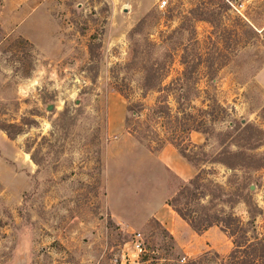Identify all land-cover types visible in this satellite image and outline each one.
I'll return each mask as SVG.
<instances>
[{
  "label": "rangeland",
  "instance_id": "374dc122",
  "mask_svg": "<svg viewBox=\"0 0 264 264\" xmlns=\"http://www.w3.org/2000/svg\"><path fill=\"white\" fill-rule=\"evenodd\" d=\"M186 68L189 103L144 89ZM0 126V264H229L231 233L168 204L183 182L163 154L187 148L213 210L264 236V0H0ZM223 149L235 168L201 155Z\"/></svg>",
  "mask_w": 264,
  "mask_h": 264
},
{
  "label": "trees",
  "instance_id": "16d2710c",
  "mask_svg": "<svg viewBox=\"0 0 264 264\" xmlns=\"http://www.w3.org/2000/svg\"><path fill=\"white\" fill-rule=\"evenodd\" d=\"M139 25L140 24H138V26ZM137 27L134 29V32L137 31ZM194 74H196L195 70L186 68L179 77L173 79L169 84H164V80L168 78L169 72L163 71L162 69H146L144 73V89L148 91L157 89L162 94L164 92L177 90V92H179L177 102L183 105L191 101L190 93L192 90L190 85L185 84V80L192 78ZM154 80H158L159 84H152ZM211 81L215 83V78H212ZM216 105L220 109H223L218 103ZM141 106L142 105H140V107ZM129 110L132 116L135 117H138L142 111L136 108H129ZM153 111L160 118H164L165 116L171 117L173 111L170 106V95H162L156 102ZM186 115H189L191 119L193 118V116L188 113H186ZM211 116L213 122L220 119V117L216 115V112L212 113ZM0 128L6 130L3 126H0ZM201 129V125L187 123L182 131L184 133H191L192 131H200ZM8 136L14 139L13 135L9 132ZM170 143L178 148L180 154L195 169L197 168V164L195 163L196 160L194 161V157H191L189 152H187V148L182 147V144L179 143L171 141ZM201 155L206 157L207 160L210 159L212 163H220L228 168H235L237 165L236 161H232L237 154L230 149H223L214 157L204 151ZM204 180L203 174L200 171L189 181H181L183 182L181 188L177 191L175 196L169 200L168 204L197 232L215 225H221L223 229L231 233V236L235 237V249L232 252L229 264H264V236H256L253 241H250L248 236L244 235L245 228L242 220L233 213L222 215L218 211H214V207H212L211 204L214 203L217 198H220V195L214 193L215 191L212 189L213 183L211 181L205 182ZM207 198H209V200L206 205L203 203V200Z\"/></svg>",
  "mask_w": 264,
  "mask_h": 264
},
{
  "label": "crops",
  "instance_id": "0c3cea01",
  "mask_svg": "<svg viewBox=\"0 0 264 264\" xmlns=\"http://www.w3.org/2000/svg\"><path fill=\"white\" fill-rule=\"evenodd\" d=\"M182 159L180 160L177 154H163V161L166 165L171 168L182 181H187V179L190 178L191 169H194V167L187 160L185 161L186 163H184V157Z\"/></svg>",
  "mask_w": 264,
  "mask_h": 264
},
{
  "label": "built area",
  "instance_id": "2783aa9c",
  "mask_svg": "<svg viewBox=\"0 0 264 264\" xmlns=\"http://www.w3.org/2000/svg\"><path fill=\"white\" fill-rule=\"evenodd\" d=\"M169 4V0H159V7L160 8H165ZM133 247L136 251L141 252L143 250V241H142V236L141 233H136L134 232L133 235Z\"/></svg>",
  "mask_w": 264,
  "mask_h": 264
},
{
  "label": "water",
  "instance_id": "95a60500",
  "mask_svg": "<svg viewBox=\"0 0 264 264\" xmlns=\"http://www.w3.org/2000/svg\"><path fill=\"white\" fill-rule=\"evenodd\" d=\"M53 108V105L48 106V110H51Z\"/></svg>",
  "mask_w": 264,
  "mask_h": 264
}]
</instances>
